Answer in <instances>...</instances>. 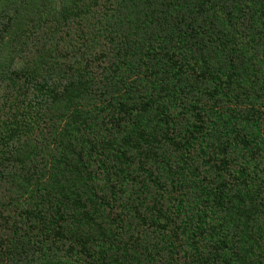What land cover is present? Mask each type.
Returning <instances> with one entry per match:
<instances>
[{
    "label": "trees",
    "instance_id": "obj_1",
    "mask_svg": "<svg viewBox=\"0 0 264 264\" xmlns=\"http://www.w3.org/2000/svg\"><path fill=\"white\" fill-rule=\"evenodd\" d=\"M0 264H264V0H0Z\"/></svg>",
    "mask_w": 264,
    "mask_h": 264
}]
</instances>
